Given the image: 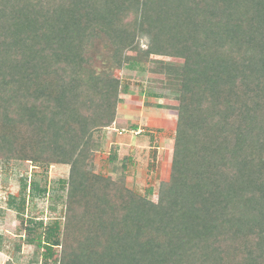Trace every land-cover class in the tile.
<instances>
[{
  "label": "trees",
  "instance_id": "trees-1",
  "mask_svg": "<svg viewBox=\"0 0 264 264\" xmlns=\"http://www.w3.org/2000/svg\"><path fill=\"white\" fill-rule=\"evenodd\" d=\"M125 68L178 102L157 202L96 172ZM0 161L69 168L63 221L9 199L33 261L264 264V0H0Z\"/></svg>",
  "mask_w": 264,
  "mask_h": 264
},
{
  "label": "rangeland",
  "instance_id": "rangeland-1",
  "mask_svg": "<svg viewBox=\"0 0 264 264\" xmlns=\"http://www.w3.org/2000/svg\"><path fill=\"white\" fill-rule=\"evenodd\" d=\"M153 59L182 62L167 57ZM113 73L129 88V94L121 96L123 102L118 106L120 114L115 124L96 136V172L116 177L113 165L119 166L128 158V187L157 202L160 182L172 159L178 102L148 95L153 88L157 93L163 92L159 82L162 76L127 68ZM111 153H116L114 164L109 159ZM68 177L66 166L45 168L29 162L0 161V264H41L33 261L34 246L24 243L19 236L20 219L18 211L9 205L10 197L17 198V202L26 199V219L33 217L45 224L63 221L66 191L62 181ZM31 182L47 187V193L31 194Z\"/></svg>",
  "mask_w": 264,
  "mask_h": 264
},
{
  "label": "crops",
  "instance_id": "crops-1",
  "mask_svg": "<svg viewBox=\"0 0 264 264\" xmlns=\"http://www.w3.org/2000/svg\"><path fill=\"white\" fill-rule=\"evenodd\" d=\"M120 105V104H119ZM119 114H120V112H119V110H118V116H119ZM117 120H118V118H117Z\"/></svg>",
  "mask_w": 264,
  "mask_h": 264
}]
</instances>
